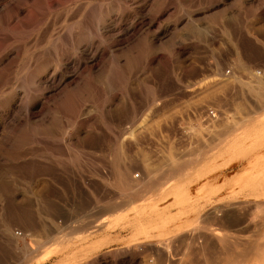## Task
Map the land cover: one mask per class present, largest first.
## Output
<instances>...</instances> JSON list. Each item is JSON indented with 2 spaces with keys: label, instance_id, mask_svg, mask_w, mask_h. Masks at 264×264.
<instances>
[{
  "label": "rangeland",
  "instance_id": "obj_1",
  "mask_svg": "<svg viewBox=\"0 0 264 264\" xmlns=\"http://www.w3.org/2000/svg\"><path fill=\"white\" fill-rule=\"evenodd\" d=\"M260 95L264 0H0V264H264Z\"/></svg>",
  "mask_w": 264,
  "mask_h": 264
},
{
  "label": "bare ground",
  "instance_id": "obj_2",
  "mask_svg": "<svg viewBox=\"0 0 264 264\" xmlns=\"http://www.w3.org/2000/svg\"><path fill=\"white\" fill-rule=\"evenodd\" d=\"M257 94H258V93H257ZM258 95H259V94H258ZM260 96H262V95H260ZM262 97L264 98V96H262ZM257 109H259V108H257ZM178 164H179V163H178ZM178 164H177V165H178ZM179 165H180V164H179ZM161 166H162V165H161ZM163 166H164V165H163ZM168 167H169V166H168ZM168 167H166V168H168ZM159 168H160V169H159ZM159 168H158L159 170H163V168L161 169L160 166H159ZM166 168H165V169H166ZM169 169H170V168H169ZM147 170H148V169H147ZM166 170H167V169H166ZM148 171H149V170H148ZM152 171H153V170H152ZM156 171H158V170H156ZM172 171H173V169H172ZM161 172H162V171H161ZM173 172H174V173H179V172H180V168H176ZM171 173H172V172H171ZM150 174H151V173H150ZM153 174H154V173H153ZM146 178H147V177H146ZM139 180H140V179H139ZM142 181H143V180H142ZM151 181H152V180H151ZM151 181H150V183H151ZM146 182H147V181H146ZM134 185H135V184H134ZM148 185H149V184H148ZM182 187H183V186H182ZM138 189H140V188H138ZM180 190H181V189H180ZM180 193H181V192H180ZM178 199H179V198H178ZM173 200H174V199H173ZM246 200H247V199H246ZM249 201H250V200H249ZM262 201H263V200H262ZM262 201H261V202H262ZM184 202H185V201H184ZM233 202H234V201H233ZM239 202H240V201H239ZM242 202H243V201H242ZM245 202H246V201H245ZM258 202H259V201H258ZM258 202H257V203H258ZM122 203H123V201H122ZM230 203H231V202H230ZM237 203H238V201H237ZM262 203H263V202H262ZM231 204H232V203H231ZM249 204H250V203H249ZM253 204H255V203H253ZM263 204H264V203H263ZM114 205H115V204H114ZM237 205H238V204H237ZM240 205H241V203H240ZM242 205H244V204H242ZM112 206H113V205H112ZM139 206H140V205H139ZM153 206H154V204H153ZM246 207H247V206H246ZM137 208H138V207H137ZM141 208H142V207H141ZM155 208H156V207H155ZM218 208H219V207H218ZM220 208H221V207H220ZM236 208H237V207H236ZM239 208H240V207H239ZM247 208H248V207H247ZM251 208H252V207H251ZM151 209H152V208H151ZM240 209H241V208H240ZM253 209H257V208L255 207V208H253ZM260 209H261V207H260ZM260 209H259V210H260ZM263 209H264V208H263ZM263 209H262V210H263ZM152 210H153V209H152ZM209 210H211V209H209ZM212 210H214V208H213ZM220 210H221V209H220ZM250 210H251V209H249V211H250ZM262 210H260V211H262ZM103 211H104V210H103ZM148 211H149V210H148ZM153 211H154V210H153ZM214 211H215V210H214ZM214 211H213V212H214ZM228 211H229V210H228ZM108 212H109V211H108ZM138 212H139V210H138ZM210 212H211V211H210ZM225 212H227V211H225ZM252 212H253V210H252ZM263 212H264V211H263ZM205 213H206V212H205ZM214 213H215V212H214ZM249 213H250V212H249ZM211 214H212V213H211ZM219 214H220V212H219ZM258 214H259V213H258ZM134 215H135V214H134ZM220 215H222V214H220ZM263 215H264V214H263ZM138 216H139V215H138ZM205 216H206V215H205ZM213 216H214V215H213ZM128 217H129V216H128ZM201 217H203V216H201ZM220 217H221V216H220ZM225 217H226V216H225ZM253 217H254V216H253ZM104 218H105V217H104ZM134 218H135V217H134ZM206 218H207V217H206ZM221 218H222V217H221ZM237 218H238V217H237ZM261 218H262V217H261ZM99 219H100V218H99ZM198 219H199V218H198ZM198 219H197V220H198ZM208 219H209V218H208ZM217 219H218V218H217ZM239 219H240V218H239ZM212 220H214V219L212 218ZM220 220H221V219H220ZM254 220H255V219H254ZM111 221H112V220H111ZM121 221H122V220H121ZM198 221H199V220H198ZM246 221H247V219H246ZM251 221H252V220H250L249 222H251ZM261 221H262V220H261ZM215 222H216V221H215ZM94 223H95V222H94ZM201 223H202V222H201ZM208 223H209V222H208ZM220 223H221V222H220ZM254 223H255V222H254ZM199 224H200V223H199ZM210 224H211V223H210ZM215 224H216V223H215ZM255 224H256V223H255ZM263 224H264V223H263ZM196 225H197V224H196ZM93 226H94V225H93ZM93 226H92V227H93ZM197 226H198V225H197ZM199 226H200V225H199ZM207 226H208V225H207ZM223 226H224V225H223ZM7 227H8V226H7ZM92 227H91V229H92ZM93 228H95V227H93ZM218 228H219V227H218ZM225 228H226V227H225ZM192 229H193V228H192ZM196 229H197V228H196ZM196 229L194 228V231H195V232L197 231ZM199 229H200V227H199ZM205 229H206V228H205ZM207 229H208V228H207ZM209 229H210V228H209ZM200 230H202V229H200ZM202 231H203V230H202ZM208 231H209V230H208ZM218 231H219V230H218ZM226 231H227V229H226ZM239 231H240V230H239ZM189 232H191V231H189ZM222 232H224V231H222ZM235 232H236V231H235ZM241 232H242V231H241ZM17 233H18V232H17ZM192 233H193V232H192ZM210 233H211V232H210ZM227 233H228V232H227ZM227 233H226V236H225V235L222 236L223 234L221 235V233L219 232V235H221V240H222V241H224V240H228L229 238H235L232 234H231V235H227ZM232 233H233V232H232ZM178 234H179V233H178ZM196 234H198V232H197ZM201 234H202V233H201ZM224 234H225V233H224ZM185 235H186V234H185ZM193 235H194V233H193ZM173 236H174V235H173ZM197 236H199V235H197ZM212 236H213V235H212ZM206 237H207V236H205V238H206ZM198 238H199V237H198ZM205 238H204V239H205ZM236 238H237V235H236ZM236 238H235V239H236ZM172 239H173V238H172ZM186 239H187V238H186ZM216 239H217V238H216ZM235 239H234V240H235ZM237 239H238V238H237ZM241 239H242V238H241ZM174 240H176V239H174ZM202 240H203V239H201L200 241H202ZM248 240H249V238H248ZM261 240H262V239H261ZM168 241H169V238H168ZM176 241H177V240H176ZM181 241H182V240H181ZM187 241H188V239H187ZM198 241H199V240H198ZM229 241H230V240H229ZM174 242H175V241H174ZM205 242H207V241H205ZM219 242H220V241H219ZM231 242H232V241H231ZM235 242H236V241H235ZM250 242H251V241H250ZM252 242H253V241H252ZM158 243H159V242H158ZM160 243H161V242H160ZM220 243H221V242H220ZM224 243H227V242H224ZM232 243H234V242H232ZM253 243H254V242H253ZM195 244H196V243H195ZM209 244H210V243H209ZM222 244H223V242H222ZM229 244H230V243H229ZM229 244H228V245H229ZM236 244H237V243H236ZM151 245H152V244H151ZM161 245H162V244H161ZM171 245H172V244H171ZM200 245H201V243H200ZM206 245H207V244H206ZM234 245H235V244H234ZM237 245H238V244H237ZM247 245H248V243H247ZM258 245H259V244H258ZM189 246H190V244H189ZM198 246H199V245H198ZM202 246H204V245H202ZM251 246H252V245H251ZM147 247H148V246H147ZM156 247H157V246H156ZM187 247H188V246H187ZM232 247H234V246H232ZM241 247H242V245H241ZM259 247H260V246H259ZM212 248H213V247H212ZM214 248H215V247H214ZM217 248H218V247H217ZM228 248H229V247H228ZM228 248H227V249H228ZM230 248H231V247H230ZM243 248H244V251H245V248H246V247H243ZM257 248H258V246H257ZM159 249H160V248H159ZM208 249H209V248H208ZM218 249H219V248H218ZM233 249H235V248H233ZM247 249H248V248H247ZM252 249H253V246H252ZM255 249H256V248H255ZM259 249H261V247H260ZM155 250H157V249H155ZM155 250H154V251H155ZM188 250H189V249H188ZM194 250H195V249H194ZM202 250H203V249H202ZM205 250H206V249H205ZM224 250H225V249H224ZM228 250H229V249H228ZM228 250H227V252H228ZM230 250H231V249H230ZM199 251H200V249H199ZM203 251H204V250H203ZM207 251H208V250H207ZM216 251H217V249H216ZM218 251H219V250H218ZM218 251H217V255H218ZM220 251H221V250H220ZM220 251H219V253H220ZM242 251H243V249H242ZM244 251H243V252H244ZM258 251H259V254L262 253L261 250H258ZM260 251H261V253H260ZM174 252H175V251H174ZM201 252H202V251H200V253H201ZM211 252H212V251H211ZM237 252H238V251H237ZM239 252H241V250H240ZM144 253H145V252H144ZM249 253H250V252H249ZM146 254H147V253H145V256H146ZM152 254H153V253H152ZM176 254H177V253H176ZM182 254H184V252H183ZM197 254H199V253H197ZM238 254H239V253H236V251H229V252H228V255H229V256L234 257V255H235V258L238 257V256L236 257V255H238ZM243 254H244V253H242V256H243ZM246 254H248V252H246ZM246 254L243 256L242 259H241L242 256H241V257L239 256V257H240L239 260H243L244 257H246ZM255 254H256V253H255ZM149 255H150V254H149ZM202 255H203V253H202ZM206 255H207V254H206ZM217 255H216V256H217ZM221 255H222V254H221ZM225 255H226V254H225ZM239 255H240V254H239ZM156 256H157V255H156ZM171 256H172V255H171ZM198 256H199V255H198ZM200 256H201V255H200ZM203 256H204V255H203ZM208 256H209V255H208ZM210 256H212V255H210ZM222 256H223V255H222ZM258 256H259V255H258ZM258 256H257V257H258ZM164 257H165V256H164ZM196 257H197V256H196ZM196 257H195V259H197ZM204 257L206 258L207 256H204ZM213 257H214V255H213ZM213 257H212V258H213ZM170 258H171V257H170ZM199 258H200V257H199ZM212 258H211V259H212ZM216 258H217V257H216ZM218 258H219V257H218ZM222 258H223V257H222ZM225 258H227V256H226ZM235 258H234V259H235ZM254 258L256 259V257H254ZM263 258H264V257H263ZM188 259H189V258H188ZM206 259H208V257H207ZM211 259H208V260L212 261ZM229 259H230V258H229ZM229 259H228V260H229ZM172 260H173V259H172ZM200 260H201V259H200ZM232 260H233V258H231L230 261L232 262ZM236 260H237V259H235V261H236ZM239 260H237V261L239 262ZM258 260H259V259H258ZM151 261L153 262V259H152ZM151 261H150V262H151ZM154 261H155V260H154ZM159 261H160V260H159ZM210 261H208V262H210ZM215 261H216V260H215ZM215 261H214V262H215ZM222 261H223V260H222ZM226 261H227V260H226ZM263 261H264V260H263ZM173 262H174V261H173ZM196 262H197V260H196ZM208 262H206V263H208ZM218 262H219V261H217V264H218ZM223 262H224V261H223ZM228 262H229V261H228ZM233 262H234V261H233ZM256 262H257V261H256ZM148 263H149V262H148ZM153 263H154V262H153ZM175 263H176V262H175ZM180 263H181V262H180ZM198 263H199V262H198ZM200 263H201V261H200ZM211 263H212V262H211ZM211 263H210V264H211ZM215 263H216V262H215ZM226 263H227V262H226ZM242 263H243V262H242ZM262 263H263V262H262ZM151 264H152V263H151ZM154 264H155V263H154ZM167 264H170V263L168 262ZM177 264H178V263H177ZM182 264H183V263H182ZM187 264H188V262H187ZM189 264H190V263H189ZM212 264H213V263H212ZM231 264H232V263H231ZM235 264H236V263H235Z\"/></svg>",
  "mask_w": 264,
  "mask_h": 264
},
{
  "label": "built area",
  "instance_id": "obj_3",
  "mask_svg": "<svg viewBox=\"0 0 264 264\" xmlns=\"http://www.w3.org/2000/svg\"><path fill=\"white\" fill-rule=\"evenodd\" d=\"M137 176V175H136Z\"/></svg>",
  "mask_w": 264,
  "mask_h": 264
}]
</instances>
